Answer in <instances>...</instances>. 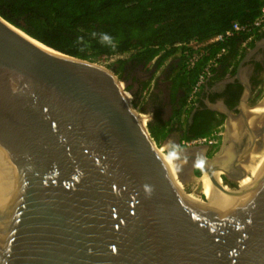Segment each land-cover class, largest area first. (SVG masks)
Instances as JSON below:
<instances>
[{"label": "water", "instance_id": "obj_1", "mask_svg": "<svg viewBox=\"0 0 264 264\" xmlns=\"http://www.w3.org/2000/svg\"><path fill=\"white\" fill-rule=\"evenodd\" d=\"M251 52L223 82L242 79L237 113L206 100L227 118L209 158L207 146L159 148L110 70L0 16V264H264V191L242 185L264 148V100L250 105L243 80ZM192 183L205 211L183 199Z\"/></svg>", "mask_w": 264, "mask_h": 264}, {"label": "trees", "instance_id": "obj_2", "mask_svg": "<svg viewBox=\"0 0 264 264\" xmlns=\"http://www.w3.org/2000/svg\"><path fill=\"white\" fill-rule=\"evenodd\" d=\"M263 8L264 0H0L3 19L62 54L93 64L128 54L107 69L126 86L134 109L147 117L154 116L147 128L158 146L175 126L184 131L183 140H191L209 136L224 123V117L205 106L206 99L211 103L216 99L203 91L198 105L186 109L187 96L203 68L222 49L227 52L219 59L207 87L237 74L247 50L264 37V32L252 29L225 42H207L236 23L252 25ZM251 36L247 47H243ZM191 41L204 44L200 49L204 55L193 69L187 67L182 55L185 47H176ZM139 68L142 76L152 73L153 68L154 72L150 78L138 77L133 71ZM162 68L165 70L156 80L155 91L145 97L151 80ZM165 85L169 86L170 98L166 120L155 115L159 113L156 100ZM263 87L264 80L257 88L258 94ZM201 121L209 124L199 130Z\"/></svg>", "mask_w": 264, "mask_h": 264}, {"label": "flooded vegetation", "instance_id": "obj_3", "mask_svg": "<svg viewBox=\"0 0 264 264\" xmlns=\"http://www.w3.org/2000/svg\"><path fill=\"white\" fill-rule=\"evenodd\" d=\"M249 51H252V52H251L250 56L248 57L247 62L245 64V70L243 71L244 72L243 73V80L245 82L249 83L251 85V87H252V91L253 92H252V97H251V100H250V105L254 106L251 103L252 99L255 96V94L258 93L257 88H258L260 82H262L264 80V37L261 40L257 41L255 43V45L249 49ZM249 51H247V53ZM153 69H152V73H153ZM129 71L131 72V69ZM139 71H140V68L136 69V71H133V73L134 74L136 73L138 75V77H143V78H146V77L150 78L151 77L150 76L152 74L151 72L145 73L142 76V75H140ZM134 74H132V75H134ZM157 78L158 77H154L151 80V84H150L151 87L149 88V93L147 95H145V97H148V95L151 92L155 91V89H156L155 83L157 85V81H156ZM209 80H207V81H209ZM225 80H227V79H224V80H221V81H219V82H217L215 84L209 85V86H211L210 87V91H209V89H206V86H207V83H206V85L204 86L203 91H205L206 95L209 98L213 97L214 99H216L213 104H225L229 109L235 110L236 113H237V107L239 105V102L241 100L242 93H243V90H244V87L240 83L242 81V79H241V81L239 80L236 83H230V84H228L226 86H223V82H225ZM168 87L169 86H167V85L163 86L162 94H158L159 98L156 100V108H157V111L159 113H155L154 112L156 116H160L162 119L164 118L165 120L169 117V115L167 113H168V107H170L169 88ZM216 96H218V97L216 98ZM206 100H208V99H206ZM206 100H205V103H206ZM205 106L207 107V104H205ZM207 109H208V107H207ZM255 111H257V110H255ZM164 112H166V113H164ZM219 116L225 118L224 123L221 125V126H224V131H225L226 119L227 118L224 115H220L219 114ZM209 121L211 122L212 120L209 119ZM208 124L209 123L201 121V122L198 123V129L199 130L204 129V128H206L208 126ZM179 132H180L181 138H182L181 139L182 140L181 141V145H182V142L184 141L183 138L185 136V133L182 130H180ZM169 137L170 136H168L166 141L169 140ZM201 147H203V146H201ZM173 149H175V148H173ZM215 153H216V150L213 149V148H210L209 151H208L207 157L210 158ZM249 169H250V167H249ZM200 170H201V168L198 167L196 169V172L197 173H201ZM249 176H250V174H249ZM253 177L255 178L254 175H253ZM222 181L224 183L223 185H225V187L227 186L230 189H237V187H238V185H236L235 183L231 182L227 178L223 177ZM195 188L197 189V186ZM195 188H193V189L195 190ZM203 193H205V192L203 191ZM202 202H206L205 196H203Z\"/></svg>", "mask_w": 264, "mask_h": 264}, {"label": "built area", "instance_id": "obj_4", "mask_svg": "<svg viewBox=\"0 0 264 264\" xmlns=\"http://www.w3.org/2000/svg\"><path fill=\"white\" fill-rule=\"evenodd\" d=\"M252 29L258 30L259 32L264 30V8L262 9V14L255 20V22L252 25L242 26L236 23L233 25V27L230 30L226 31L223 34L217 35L213 39L209 40L207 44L225 42L226 40L233 38L237 33L251 32ZM252 38L253 36H251L248 39V41L244 43L243 47H247V44L252 40ZM183 46L185 47V51L182 52V55L186 59L187 67L189 69H193L200 62L201 58L204 55V53L200 51V49L204 46V44L191 41L190 43L187 44L176 45V47H183ZM226 52H227L226 49H222V51L217 55V57L209 61L207 65L203 68L196 84L192 87L191 91L187 96L186 109H190L197 105V102L199 101L201 94L203 92L204 86L207 83V80H209L213 76L214 69H216L219 64L218 63L219 59L223 55H225ZM127 57H129L128 54L122 56H114L110 60L116 61L118 59H125ZM224 133H225L224 127L219 126L209 136L199 137L191 140H184L182 142V147L192 148V147L207 146L209 148L216 149L217 147L220 146Z\"/></svg>", "mask_w": 264, "mask_h": 264}, {"label": "bare ground", "instance_id": "obj_5", "mask_svg": "<svg viewBox=\"0 0 264 264\" xmlns=\"http://www.w3.org/2000/svg\"><path fill=\"white\" fill-rule=\"evenodd\" d=\"M255 110H257V111H255ZM255 110H254L255 111L254 113L259 115V118H260L259 124L261 125V121L264 118V105H260V106L256 107ZM253 118H255V117H253ZM263 137H264V135H263ZM172 156L173 155H165V154L162 155L163 161H164V164H165L167 170L176 179V175H175L176 165L173 162ZM251 159H252L255 166L250 168V169L246 167L247 170L249 171L250 176H248V178L243 180L242 185L243 186L248 185L252 181V177L254 175L255 178L258 179L261 192H263L264 191V148L260 152L253 153ZM251 175H252V177H251ZM176 182H177V180H176ZM203 191L205 192L207 197L210 196L211 185H210V182L208 179H204V181H203ZM199 197H200L199 195L186 194L185 196H183V199L186 202L192 204L193 206L199 208L200 210H203L204 208L201 205V200ZM205 210H203V211H205Z\"/></svg>", "mask_w": 264, "mask_h": 264}, {"label": "rangeland", "instance_id": "obj_6", "mask_svg": "<svg viewBox=\"0 0 264 264\" xmlns=\"http://www.w3.org/2000/svg\"><path fill=\"white\" fill-rule=\"evenodd\" d=\"M114 61H115V60H114ZM114 61H112V60H108L107 62H103V63L98 64V65H100V66H102V67H104V68H108V66H109L110 64L114 63ZM263 100H264V87H263V90L261 91L260 94H258V93L255 94V96L253 97L251 103L255 106V105H257L258 103H260L261 101H263ZM138 112H139V111H138ZM165 145H166V144L163 143V145H162V146H159V148L164 147L165 149H167V146H165ZM176 183L178 184V182H176ZM193 186H194V187H193ZM195 186H196V184H195V183H192L191 185H188L183 191L186 192V193H188V194H194V195H195V191H196ZM193 188H195V190H194ZM191 192H192V193H191ZM199 198H200V200L202 201L203 195L200 196Z\"/></svg>", "mask_w": 264, "mask_h": 264}, {"label": "crops", "instance_id": "obj_7", "mask_svg": "<svg viewBox=\"0 0 264 264\" xmlns=\"http://www.w3.org/2000/svg\"><path fill=\"white\" fill-rule=\"evenodd\" d=\"M175 59H179L178 57L177 58H174V59H172L171 61H173V60H175ZM164 68L163 69H161L158 73H156V75H155V77H159L160 75H162L164 72ZM206 89H209V91H210V88H206ZM153 117V115H149V119H151L152 117ZM224 127V126H223ZM175 128L177 129V130H175ZM175 128L173 129V131L169 134V140L166 142V146H167V149H170V150H175L176 148H177V144L180 142L181 143V134H180V129L178 128V126H175ZM173 148H175V149H173ZM196 184V183H195ZM194 187V186H193ZM196 187V186H195Z\"/></svg>", "mask_w": 264, "mask_h": 264}, {"label": "clouds", "instance_id": "obj_8", "mask_svg": "<svg viewBox=\"0 0 264 264\" xmlns=\"http://www.w3.org/2000/svg\"><path fill=\"white\" fill-rule=\"evenodd\" d=\"M263 31H264V30H263ZM248 51H249V50H248ZM166 65H167V64H166ZM164 68H165V67H164ZM162 69H163V68H162ZM158 72H159V71H158ZM221 143H222V142H221ZM181 146H182V145H181ZM220 146H221V144H220ZM220 146H219V147H220ZM215 150H216V149H215Z\"/></svg>", "mask_w": 264, "mask_h": 264}]
</instances>
